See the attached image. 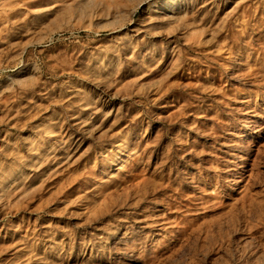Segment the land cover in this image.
<instances>
[{
  "label": "rangeland",
  "instance_id": "1",
  "mask_svg": "<svg viewBox=\"0 0 264 264\" xmlns=\"http://www.w3.org/2000/svg\"><path fill=\"white\" fill-rule=\"evenodd\" d=\"M144 1L0 0V264H264V0Z\"/></svg>",
  "mask_w": 264,
  "mask_h": 264
},
{
  "label": "bare ground",
  "instance_id": "2",
  "mask_svg": "<svg viewBox=\"0 0 264 264\" xmlns=\"http://www.w3.org/2000/svg\"><path fill=\"white\" fill-rule=\"evenodd\" d=\"M149 1L151 0H145L144 2L146 3ZM155 1H156L155 8H157L156 12H160L164 17L168 19L176 18L179 14H181V12L184 11L183 0H155Z\"/></svg>",
  "mask_w": 264,
  "mask_h": 264
}]
</instances>
